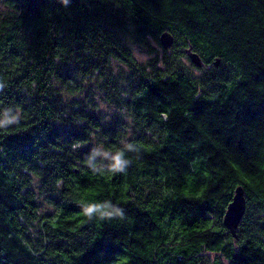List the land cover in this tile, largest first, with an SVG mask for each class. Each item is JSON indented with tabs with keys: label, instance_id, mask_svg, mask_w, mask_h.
Instances as JSON below:
<instances>
[{
	"label": "trees",
	"instance_id": "16d2710c",
	"mask_svg": "<svg viewBox=\"0 0 264 264\" xmlns=\"http://www.w3.org/2000/svg\"><path fill=\"white\" fill-rule=\"evenodd\" d=\"M0 82V264H264V0H0Z\"/></svg>",
	"mask_w": 264,
	"mask_h": 264
},
{
	"label": "clouds",
	"instance_id": "9594fccd",
	"mask_svg": "<svg viewBox=\"0 0 264 264\" xmlns=\"http://www.w3.org/2000/svg\"><path fill=\"white\" fill-rule=\"evenodd\" d=\"M68 0H61V3L67 4ZM4 87V84L0 82V89ZM20 118L17 117H7L6 119H0V128H4L8 125L15 124ZM122 147L116 149L115 151L104 150L99 152L96 148H92L90 154L87 157L86 163L89 168L94 172L109 171L112 173L124 172L129 165V160L126 158L125 153L128 151H138L136 146L127 147L122 142ZM73 147H79L78 144L73 145ZM101 156L106 164L100 166L94 162L96 156ZM59 186V185H58ZM81 212L88 219H92L94 216L103 220L111 218H123L124 212L120 207L115 206L109 201L95 202V203H82Z\"/></svg>",
	"mask_w": 264,
	"mask_h": 264
},
{
	"label": "water",
	"instance_id": "95a60500",
	"mask_svg": "<svg viewBox=\"0 0 264 264\" xmlns=\"http://www.w3.org/2000/svg\"><path fill=\"white\" fill-rule=\"evenodd\" d=\"M160 42L164 47H170L173 42L172 36L168 32H164L160 36ZM186 54L196 66L201 67L203 65L202 59L196 52L187 49ZM215 64L217 65V61ZM245 203L244 191L242 187L238 186L235 188L232 199L228 203L223 215V224L229 229L233 236L236 235L237 226L242 219L245 210Z\"/></svg>",
	"mask_w": 264,
	"mask_h": 264
},
{
	"label": "rangeland",
	"instance_id": "374dc122",
	"mask_svg": "<svg viewBox=\"0 0 264 264\" xmlns=\"http://www.w3.org/2000/svg\"><path fill=\"white\" fill-rule=\"evenodd\" d=\"M147 42H148V45L146 46L133 45V44L131 45L133 55L140 62H146L148 59L152 57L163 54L162 47H160V45L153 38L148 37ZM183 62L185 65L189 66L190 69L194 73H198L197 69L191 66L190 60L183 59ZM99 105H100V109L102 110V112L105 113L107 117H110L111 115H113L115 109L112 106H109L102 102H99ZM224 264H227V263L224 262Z\"/></svg>",
	"mask_w": 264,
	"mask_h": 264
}]
</instances>
